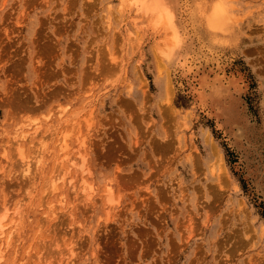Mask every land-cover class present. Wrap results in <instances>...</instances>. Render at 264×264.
<instances>
[{"label":"rangeland","instance_id":"obj_1","mask_svg":"<svg viewBox=\"0 0 264 264\" xmlns=\"http://www.w3.org/2000/svg\"><path fill=\"white\" fill-rule=\"evenodd\" d=\"M125 2L0 0V264H264V0Z\"/></svg>","mask_w":264,"mask_h":264},{"label":"bare ground","instance_id":"obj_2","mask_svg":"<svg viewBox=\"0 0 264 264\" xmlns=\"http://www.w3.org/2000/svg\"><path fill=\"white\" fill-rule=\"evenodd\" d=\"M128 2L127 5H129L131 8L136 9L139 8L140 10H142L144 13L148 14H153V18H154V23L156 24H160V26L164 27V29H170L173 31V21H172V13L168 10V8H166L164 0L159 1V0H151L150 1V5H147V3L145 2V0H123ZM125 2V3H126ZM137 10V9H136ZM139 10V11H140ZM225 13H223V11L221 10V8L218 9H214L210 15V21H209V25L213 28H216L218 26V24L220 23V18L224 16ZM174 20V19H173ZM222 21V20H221ZM220 28V27H219ZM177 36L174 35L173 37V45L171 47V50L173 47L177 46ZM170 51V50H169ZM34 131V130H33ZM36 131V130H35ZM21 132V131H20ZM19 136V135H18ZM63 142V141H61ZM65 143V142H64ZM63 144V143H62ZM62 146V147H61ZM61 150H65L66 149V145H60ZM76 151V150H75ZM77 152V151H76ZM66 155V154H65ZM72 163V162H71ZM74 163V162H73ZM74 169V168H73ZM28 171V170H27ZM84 184V183H83ZM71 188H73V184L70 185ZM85 186V185H84ZM83 188V187H82ZM81 188V189H82ZM85 188V187H84ZM80 189V190H81ZM86 189V188H85ZM87 190V189H86ZM51 191V190H50ZM49 191V192H50ZM91 191V189H90ZM68 194V193H67ZM86 194V193H85ZM69 196V195H68ZM51 205V204H50ZM61 206V204H60ZM58 207V206H57ZM69 207V206H68ZM4 209V208H3ZM50 210V207L49 209ZM57 210V209H56ZM49 212H52L51 210ZM53 213V212H52ZM51 213V216H52ZM44 221V219H43ZM46 221V220H45ZM3 227V225H0ZM1 227V228H2ZM37 227V226H36ZM11 231V230H10ZM19 261V260H18ZM20 262V261H19ZM62 264V263H61Z\"/></svg>","mask_w":264,"mask_h":264}]
</instances>
